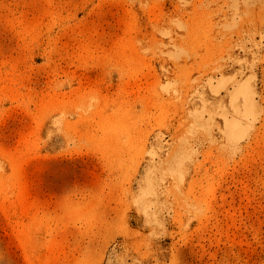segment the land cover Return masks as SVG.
<instances>
[{
    "label": "rangeland",
    "instance_id": "1",
    "mask_svg": "<svg viewBox=\"0 0 264 264\" xmlns=\"http://www.w3.org/2000/svg\"><path fill=\"white\" fill-rule=\"evenodd\" d=\"M0 264H264V0H0Z\"/></svg>",
    "mask_w": 264,
    "mask_h": 264
}]
</instances>
